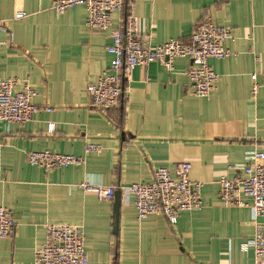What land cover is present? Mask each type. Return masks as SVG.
<instances>
[{"label":"crops","instance_id":"obj_1","mask_svg":"<svg viewBox=\"0 0 264 264\" xmlns=\"http://www.w3.org/2000/svg\"><path fill=\"white\" fill-rule=\"evenodd\" d=\"M54 1L0 0V79L28 82L37 93L31 122L7 132L0 125V206L16 221L15 234L0 237V264H34L48 224L81 226L90 264H254L253 250H242L255 233L251 209L225 204L219 180L264 150V89L251 94V74H264V0H126L107 32L86 26L85 5L58 14ZM209 16L234 37L232 56L211 62L219 80L210 98L193 94V61L179 59L172 71L158 62L134 68L122 78L118 107L93 108L88 87L110 68L112 33L125 22L133 18L136 32L159 45L188 42ZM89 144L102 150L86 153ZM44 151L85 164L32 167L28 154ZM180 163L203 184V207L176 224L159 215L139 221L132 196L120 190L116 214L115 198L81 187L149 183L159 168L176 176Z\"/></svg>","mask_w":264,"mask_h":264},{"label":"built area","instance_id":"obj_2","mask_svg":"<svg viewBox=\"0 0 264 264\" xmlns=\"http://www.w3.org/2000/svg\"><path fill=\"white\" fill-rule=\"evenodd\" d=\"M126 0H55L53 9L63 14L79 5L87 9L86 26L93 31L107 32L113 16L124 9ZM234 39L231 28L217 24L212 17H205L197 23L188 42L170 40L152 45L135 30L133 18L112 33L113 44L108 48L114 60L99 77L96 84L88 87L93 108L106 112L123 101L127 88L123 76L136 67H145L158 62L168 70H173V62L179 59L193 61L187 76L195 96L210 98L215 91L219 75L213 69V60H224L232 56L228 43ZM251 94L256 96L264 89V74H251ZM21 90H16L19 84ZM36 91L28 82L18 79H0V125L6 132L13 125L31 122L37 113L33 100ZM55 130V124H50ZM101 146L89 144L86 153L100 152ZM249 164L229 166L235 176H223L219 180L221 200L231 206H244L251 209L255 222L254 237L242 244V250H253L254 264H264V150L248 156ZM28 163L45 171L85 164L83 157L57 154L50 151L31 152ZM192 166L189 163L177 165L176 176L166 168L154 172L149 183H136L129 187H116L89 183L82 188L96 192L99 199L113 201L117 191L132 196L137 211V219L144 220L153 215L165 217L176 224L183 213L201 210L203 207V184L191 179ZM16 221L13 211L0 206V237L8 238L15 234ZM34 264H90L85 250V231L81 226L69 224H48L46 241L35 252Z\"/></svg>","mask_w":264,"mask_h":264},{"label":"water","instance_id":"obj_3","mask_svg":"<svg viewBox=\"0 0 264 264\" xmlns=\"http://www.w3.org/2000/svg\"><path fill=\"white\" fill-rule=\"evenodd\" d=\"M121 193L120 192H117L116 195H115V213L117 214L118 213V210H119V207H120V204H121ZM118 222H116V226H118L117 224Z\"/></svg>","mask_w":264,"mask_h":264}]
</instances>
